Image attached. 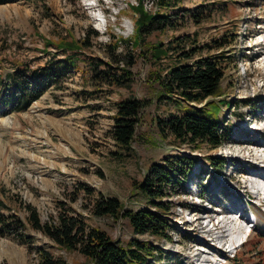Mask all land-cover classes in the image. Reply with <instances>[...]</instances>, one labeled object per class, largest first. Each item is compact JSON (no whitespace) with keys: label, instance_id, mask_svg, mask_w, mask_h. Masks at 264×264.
Instances as JSON below:
<instances>
[{"label":"rangeland","instance_id":"1","mask_svg":"<svg viewBox=\"0 0 264 264\" xmlns=\"http://www.w3.org/2000/svg\"><path fill=\"white\" fill-rule=\"evenodd\" d=\"M149 2L10 0L0 4L2 78L8 77L17 63L32 70L63 58L65 54L54 46L61 39L80 42L91 29L98 33L97 38L90 39L91 47L77 53L80 61L76 68L27 109L13 110L2 103L0 95V200L7 205L0 206V214H13L25 222L30 206L45 222L57 213V202H65L73 214L122 245L136 238L156 246L160 251L149 264H220L217 258L221 264H264V0L175 3L170 10L179 18L177 28L145 35V44L134 48L131 85L109 88L103 84L95 88L85 64L92 58L109 60L104 48L109 35L131 39L137 15L130 7L141 3L144 11L153 13ZM194 15L199 23L194 22ZM222 35H228L232 42L224 47L230 56L224 61L222 97L215 101L229 103L227 107L221 105L220 120L230 126L232 140L212 149L206 144L193 148L191 143L163 137L156 127L157 119L167 118L181 107L154 95L148 81L158 66L144 49L157 43L172 45L176 37L187 39V49L192 40L203 46L214 39L221 41ZM45 40L51 45L46 46ZM127 49L130 51L124 45L120 49V63ZM205 54L206 50L202 52ZM167 63V59L161 62ZM95 89L99 92L91 95ZM133 97L146 101V105L128 152L115 145L111 130L115 104ZM183 154L193 158L195 164L182 185L175 191L166 189L164 201L172 225L166 233L171 241L135 235L125 219L93 216L94 197H86L83 192L70 201L74 186L83 183L94 190V195L118 198L124 208L153 210L134 190L135 184L142 181L153 163ZM210 157L225 159L221 172L214 169ZM248 224L253 225L251 233L236 248L244 240ZM239 226H243L241 234L233 236V227ZM23 233L34 248H45L67 264H89L77 252L60 251L27 223ZM220 239L234 243L235 251L228 255L216 251ZM36 262L26 244L0 233V264Z\"/></svg>","mask_w":264,"mask_h":264},{"label":"trees","instance_id":"2","mask_svg":"<svg viewBox=\"0 0 264 264\" xmlns=\"http://www.w3.org/2000/svg\"><path fill=\"white\" fill-rule=\"evenodd\" d=\"M10 0H0V4ZM181 0H157L160 9H170ZM137 18L134 25V34L131 39H117L109 35L110 41L104 45L109 60L92 58L85 64L91 73V83L95 88L103 84L109 88L128 87L132 83L131 67L135 63L134 48L144 45V36L151 33H162L166 29L177 28L176 14L156 11L148 13L143 5L138 3L131 6ZM194 22L199 23L194 15ZM181 19V18H180ZM222 35V40L214 39L212 44L199 45L192 40V45L184 49L187 39L176 37L164 45L157 43L144 49L158 69L150 74L149 86L153 88L158 100L166 99L181 107L179 112L170 114L167 118H158L156 127L163 137L171 138L183 143H191L193 148L206 144L210 148H218L226 141H231L233 131L230 126L220 120L221 105L228 106L225 100L215 101L222 97L220 82L224 76V61L229 58L228 49L232 39ZM98 33L91 29L83 35L80 42L61 39L54 45L58 51L65 54L63 58L53 59L48 65L29 70L23 64L18 66L5 79L0 77V95L2 103L11 105L13 110H25L36 101L51 85H58L69 71L76 68L80 59L79 52L91 47L90 39L97 38ZM50 46L49 41H44ZM126 50L124 62L120 63V49ZM206 50V54L202 52ZM144 52L142 54H144ZM140 54V53H139ZM200 54L199 57H196ZM59 58V57H57ZM167 59V64L161 62ZM160 64V65H159ZM29 70V71H28ZM60 79V81H59ZM99 92L95 89L90 93ZM185 104V106H184ZM146 101L138 98L123 99L115 104L113 127L111 130L115 145L122 151H131L136 128L140 122V114L144 110ZM195 105V106H194ZM199 105V106H197ZM212 166L217 172L225 165L222 158L210 157ZM195 160L185 154L175 157H165L161 163H153L147 170L141 182L136 183L137 190L146 199L150 208H140L133 211L124 208L116 197H106L101 193L94 195V190L77 183L71 191L70 201H74L80 192L86 197H94L91 206L93 216L97 218L109 217L114 221L125 219L135 235H149L154 238H163L171 241L166 233L170 228L167 214L169 206L164 201L167 187L175 191L191 174ZM0 206L7 207L0 200ZM57 213L48 221L42 222L36 212L27 206V225L40 232L53 242L60 251L77 252L89 264H149L154 259L156 246L147 241L131 238L125 245L112 240L102 230L91 227L81 216L71 212L68 203L57 202ZM24 221L13 214H0V233H5L28 247V253L35 255L36 264H67L62 257H54L45 248H34L29 238L23 233Z\"/></svg>","mask_w":264,"mask_h":264},{"label":"bare ground","instance_id":"3","mask_svg":"<svg viewBox=\"0 0 264 264\" xmlns=\"http://www.w3.org/2000/svg\"><path fill=\"white\" fill-rule=\"evenodd\" d=\"M95 6H90V9H93ZM129 25V24H128ZM104 26V25H103ZM127 28H128V26H127ZM64 131H66V130H64ZM63 134H65V132H62V135ZM260 190H263V188H261ZM234 204V203H233ZM238 210V209H237ZM239 212V211H238ZM242 217V216H241ZM257 219V218H256ZM255 219V220H256ZM249 220V219H248ZM259 220V219H258ZM249 224H250V221L248 222ZM252 223V222H251ZM249 224L247 225V228H248V226H249ZM233 229H234V231H233V236H239L240 234H241V231H242V229H243V226H239L238 228H236V227H233ZM245 233L243 234L244 236L245 235H247V229H245V231H244ZM242 235V236H243ZM241 236V237H242ZM241 237L239 238V239H241ZM238 240V239H237ZM234 242V241H233ZM232 243V242H231Z\"/></svg>","mask_w":264,"mask_h":264},{"label":"built area","instance_id":"4","mask_svg":"<svg viewBox=\"0 0 264 264\" xmlns=\"http://www.w3.org/2000/svg\"><path fill=\"white\" fill-rule=\"evenodd\" d=\"M156 1L157 0H150V2H149V3H152V9L154 10L153 13L156 12V11H160V10L162 12H164V11L167 12V10H164V9L163 10L162 9L159 10V7L157 6ZM168 12H171V10L169 9ZM104 26H106V24H104Z\"/></svg>","mask_w":264,"mask_h":264},{"label":"clouds","instance_id":"5","mask_svg":"<svg viewBox=\"0 0 264 264\" xmlns=\"http://www.w3.org/2000/svg\"><path fill=\"white\" fill-rule=\"evenodd\" d=\"M86 3H95V0H85ZM97 16H99V13L96 14Z\"/></svg>","mask_w":264,"mask_h":264}]
</instances>
